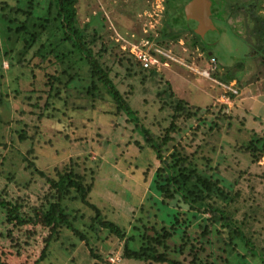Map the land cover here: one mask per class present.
I'll return each instance as SVG.
<instances>
[{"label": "rangeland", "instance_id": "374dc122", "mask_svg": "<svg viewBox=\"0 0 264 264\" xmlns=\"http://www.w3.org/2000/svg\"><path fill=\"white\" fill-rule=\"evenodd\" d=\"M5 1L11 5L24 3V0ZM236 1L226 0L224 8H229ZM226 2L229 3L226 5ZM77 9L80 26L89 24L90 32L99 31V41L107 47L102 60L113 69L112 77L127 95L133 109L145 108L143 112L150 109L151 118L154 114L152 108H167L158 102L157 92L163 91L168 84L176 95L192 105L215 107L224 97V88L215 80H225L227 72L237 75L232 82L238 83L239 93L235 95L236 99L230 97L225 103L232 118L226 120L214 113L210 118L217 120L218 116L217 124L211 119L203 121V128L198 129L197 136H204L205 139L192 158L203 172L211 168L214 177L225 178L226 181L219 180L218 184L224 185L226 191L227 187L240 190L241 195L234 205L240 208V219L244 218L245 211L250 212V205H253L256 215L248 223L255 240L264 247V157L259 163H252L249 155L239 149L254 134L262 135L264 132V61L251 56L252 45L244 25L245 15L240 16L237 12L231 13L230 18L214 16L219 29L207 32L201 44L212 50V57L217 62L213 66H216L215 69H210L213 58L205 57L206 52L188 47L186 40L191 39L192 33L185 31L179 42L168 38L169 41L163 44L176 60L166 58L169 66L157 71L162 76L142 79V75H134L133 70L126 71L125 66L120 67L117 61L130 48L135 51L139 49L135 47L157 44L159 31L165 28L168 18L166 0H79ZM226 11L230 15V11ZM1 13L0 9V90L3 94L0 102V191L7 185H14L9 180L11 175L18 183H27L32 179L31 171L34 170L25 168L23 159L32 147V152L27 154L48 175H55L56 168H63L71 158L77 160L79 171L93 183L91 202L100 207L104 218L125 228L130 236L139 237L140 230L133 229L131 224L137 223L140 215L137 209L140 210L139 206L143 203L150 207L151 215L170 219L167 215L174 212L177 201L170 206L159 204V195L154 187L151 188L154 176L149 179L145 176L147 169L156 167L157 160L155 151L144 142L142 131L136 128L137 123L143 124L142 112L130 115L117 113L113 101L100 103L93 109L90 100L82 97L79 88L74 87L79 85V80H76L64 94L69 103L64 104V100L55 98L54 108L48 105L46 111L52 114L51 118L38 119V109L32 108H44L50 100H54L43 91L44 70L36 67L39 63L33 65L38 58L31 51L22 55V39L9 31V24L3 20ZM173 17L171 23H174ZM178 17V24L182 26L181 12ZM172 32H178V28ZM47 65L43 64V67ZM207 69L211 71L208 76L204 74ZM217 70L220 71L219 76L214 73ZM80 83L82 86L87 82L83 80ZM76 105L88 107L77 108ZM35 111L37 114L32 115ZM128 119H131L130 122ZM195 123V120L190 122ZM27 124L30 126L27 130L35 132V137L21 141L19 134L23 133ZM187 135H190L189 131L182 132L176 142H190ZM136 141H139L140 147ZM1 144H6V147ZM35 181L31 184V193L40 190L43 178ZM20 190L24 192V188ZM217 202L220 206L225 203L219 198ZM152 206H157L159 210H154ZM72 209L79 213L78 221L73 225L83 230L89 244L74 235L71 228L65 227L60 237L52 240L47 257L39 264H145L123 257L125 240L92 221L91 216L95 214L90 208L76 201L71 204ZM198 216H189L194 226L191 232L199 223L205 225L202 221L204 217ZM4 220L5 213L0 208V232L3 231V239H7ZM176 238L170 244L174 245ZM221 238L217 235L210 237L212 244L206 247L212 256L223 253L224 241ZM139 245L137 243L134 247ZM244 246L242 243L239 251L246 257L232 250L229 252L230 264L260 262L257 257L247 254V247ZM91 249L100 257L92 256ZM35 252L31 250L30 254L34 256ZM116 255L121 260L112 263L111 257Z\"/></svg>", "mask_w": 264, "mask_h": 264}, {"label": "trees", "instance_id": "16d2710c", "mask_svg": "<svg viewBox=\"0 0 264 264\" xmlns=\"http://www.w3.org/2000/svg\"><path fill=\"white\" fill-rule=\"evenodd\" d=\"M189 1L166 0L168 18L165 28L159 31L157 46L166 48L163 44L168 38L179 42L184 37L183 33L189 31L192 37L189 41L186 40L188 47L206 51V47L201 44L200 34L187 24L189 22L184 7ZM212 1L213 17L219 15L230 18L231 13L237 12L240 16L245 15L244 25L247 28L248 41L252 45L251 56L260 57L264 61V0H237L229 8H224L226 0ZM78 2L79 0H24L22 4L12 5L5 0L0 2L1 15L9 24V31L16 33L23 41L22 55L31 51L38 58V62L33 61V65L39 63L36 67L44 70L43 91L54 99L44 108L32 109H38V119L51 118L52 114L46 112L48 105L54 108L56 99L64 100V104L69 103L64 95L65 91L79 80V85L74 87L77 90L79 88L82 97L90 100L91 108L96 109L100 103L113 101L117 113L130 115L139 114L141 111L143 124L137 123L136 128L142 131L144 142L155 151L157 160L156 167L147 169L145 176L148 179L151 175L154 176L151 188L154 187L159 195V204L170 206L177 201L176 209L167 215L170 219H163L158 214L151 215L150 207L143 203L139 206L140 210L137 209L140 215L136 225L131 222L133 229L140 230L139 237L130 236L125 228L104 218L100 207L91 202L93 183L79 171L80 165L75 162L77 160L73 161L71 158L63 168H56L55 175H48L27 154L32 152L31 147L23 159L25 168L34 170L31 171L32 179L27 183H18L14 181L15 176L11 175L9 180L14 185H7L0 191V208L5 213L3 223L7 228V239H3L5 233L0 232V264H39L47 257L52 240L59 238L65 227L71 228L80 239L87 240L83 230L73 225L79 218L77 210L71 211V204L76 201L93 211L95 216H91L92 221L125 240L123 257L126 259L139 260L145 264H230L229 252L234 250L240 254L239 248L243 243L247 247L246 253L257 257L260 260L258 264H264V247L257 243L248 223L256 215L253 205H250V212L245 211L244 218L240 219V208L234 207L241 195L240 190L227 187L226 191L224 185L218 184L219 180L226 181L225 178L214 177L215 173L211 172V168L203 172L192 158L205 139L204 136H197L198 129L203 128L201 123L211 119L210 116L214 113L226 120L232 118L227 104L221 102L215 107L205 108L192 105L176 95L168 84L163 91L157 92L158 102L167 108H152V118L149 116L150 109L145 112V108L133 109L125 92L121 91L113 79V69L102 60L107 47L99 41V31L90 32L89 24L80 26ZM226 9L230 11V15ZM180 12L183 15L182 26L178 24ZM172 17L174 23H171ZM176 27L178 32H172ZM208 57L210 60L213 58L211 55ZM117 63L120 67L125 66L126 71L133 70L134 75H142V79L154 75L162 76V73L157 72L160 68H144L129 50L119 56ZM43 64L48 65L43 67ZM214 73L216 76L220 75L219 70ZM227 73L226 79L220 81L230 84L237 77L236 74ZM34 77L36 79V75ZM83 80L87 83L81 86L80 82ZM2 96L0 90V102ZM230 97L236 99L235 94L231 93ZM35 107H38L36 103ZM37 111L30 113L34 115ZM218 116L217 120L211 119L215 124ZM128 120L130 122L131 119ZM193 120L196 123L190 124ZM27 128H30L29 124L19 134L21 141L35 137V132ZM184 131L196 135H187L190 142H176L177 136ZM136 143L139 145V141ZM1 145L6 147V144ZM239 149L249 155L252 163H259L264 157V132L262 135L254 134ZM37 178H43L40 190L31 193V184L36 183ZM23 188L24 192L20 190ZM218 198L225 202L224 205L218 204ZM152 207L159 210L157 206ZM197 212L204 217L202 221L205 225L199 223L194 228L195 231L191 232L194 226L189 216L197 217ZM183 214L187 217L183 218ZM206 214L209 215L205 216ZM213 235L222 237L224 241L222 254L216 253L212 256L206 247L207 244H212L210 237ZM175 238L176 243L170 244ZM86 243L88 245L89 241ZM137 243L140 245L134 247ZM31 250H36L34 256L30 254ZM91 255L100 257L93 249ZM240 255L246 257L245 254Z\"/></svg>", "mask_w": 264, "mask_h": 264}, {"label": "built area", "instance_id": "2783aa9c", "mask_svg": "<svg viewBox=\"0 0 264 264\" xmlns=\"http://www.w3.org/2000/svg\"><path fill=\"white\" fill-rule=\"evenodd\" d=\"M135 48H139V49H135V51H132V49L130 48V51L135 55L136 59L143 65L144 68L167 67V66H169V62L167 61L166 58L176 60L166 48L157 46L155 44L150 46V47L144 46V48L143 47H141V48L135 47ZM212 63L213 64H212L210 69H215L216 66L215 67H213V66L217 62L214 58L212 60ZM210 72L211 71L209 69H207L204 71V74L208 76V75H210ZM215 82H217L218 84H220L224 88V93L222 94L224 97H223V99H219V101H221V102L228 103L231 93L235 94V95H237L239 93V90L236 87L235 82H231L230 84H227V83H224V82H221L218 80H215ZM120 260H121V258L118 255L111 257L112 263H117V261L119 262Z\"/></svg>", "mask_w": 264, "mask_h": 264}, {"label": "water", "instance_id": "95a60500", "mask_svg": "<svg viewBox=\"0 0 264 264\" xmlns=\"http://www.w3.org/2000/svg\"><path fill=\"white\" fill-rule=\"evenodd\" d=\"M211 0H190L184 7L185 15L187 21L191 25L192 20L196 19L198 21L197 27H195L196 33L204 34V27L208 30L210 28L214 29L215 24L211 18ZM192 26V25H191ZM194 28V26H192Z\"/></svg>", "mask_w": 264, "mask_h": 264}, {"label": "flooded vegetation", "instance_id": "af4514ba", "mask_svg": "<svg viewBox=\"0 0 264 264\" xmlns=\"http://www.w3.org/2000/svg\"><path fill=\"white\" fill-rule=\"evenodd\" d=\"M211 2H212V6H211V18H212V21L214 22V24H215V21H214V17H213V1L211 0ZM192 24V26H194V31H195V27H197V26H199L198 24V21L196 20V19H194V21L192 20V22H191ZM219 28H218V26L215 24V28L214 29H206L205 27H204V34L202 35V33H198V34H200V36L202 37V38H204L205 36H206V33L207 32H209V31H211V30H218ZM204 52V51H203ZM206 54H204L205 55V57H207V56H212L213 55V53H212V50H210V49H206Z\"/></svg>", "mask_w": 264, "mask_h": 264}]
</instances>
